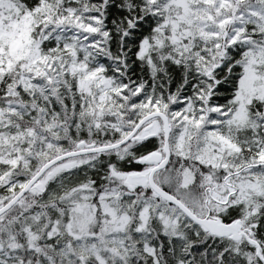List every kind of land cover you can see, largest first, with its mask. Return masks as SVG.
Listing matches in <instances>:
<instances>
[{
    "label": "snow or ice",
    "instance_id": "obj_1",
    "mask_svg": "<svg viewBox=\"0 0 264 264\" xmlns=\"http://www.w3.org/2000/svg\"><path fill=\"white\" fill-rule=\"evenodd\" d=\"M0 264H264V0H0Z\"/></svg>",
    "mask_w": 264,
    "mask_h": 264
}]
</instances>
